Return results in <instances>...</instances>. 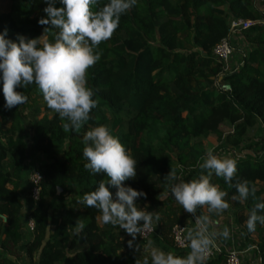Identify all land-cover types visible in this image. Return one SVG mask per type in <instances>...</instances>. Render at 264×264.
Returning <instances> with one entry per match:
<instances>
[{"label": "trees", "instance_id": "1", "mask_svg": "<svg viewBox=\"0 0 264 264\" xmlns=\"http://www.w3.org/2000/svg\"><path fill=\"white\" fill-rule=\"evenodd\" d=\"M44 6L40 0H0V30L7 28L13 40L16 34L37 38L39 46L54 42L58 30L49 34L37 23ZM237 20L256 24L235 33L246 44L245 55L233 72L222 74L225 66L213 49L225 38L230 42L229 25ZM97 50L100 59L86 75L96 108L79 132L63 131L64 121L35 84L17 89L28 100L11 110L0 94V264H17L11 259L21 256L28 264H143L145 257L151 264L146 241L137 237L138 250L129 249L123 230L104 225L97 209L81 203L107 179L83 167L81 139L97 125L108 126L136 160V176L125 183L147 194L138 206L160 215L156 232L167 253L181 257L189 249L174 248L170 233L193 216L171 197L164 176L175 169L185 182L197 178L208 136L216 139L215 155L239 152L234 182L247 181L255 195L234 201L235 188L213 176L210 182L228 192L229 208L211 219L231 216L244 247L264 264V225L246 228L252 207L264 202V0H137ZM28 141L43 163L36 170L39 199L26 195V215L20 193L29 187L23 178ZM203 209L198 216L208 214ZM206 264H226V253Z\"/></svg>", "mask_w": 264, "mask_h": 264}, {"label": "clouds", "instance_id": "2", "mask_svg": "<svg viewBox=\"0 0 264 264\" xmlns=\"http://www.w3.org/2000/svg\"><path fill=\"white\" fill-rule=\"evenodd\" d=\"M45 5L44 15L37 23L43 31L54 34V42L16 34L8 38V29L0 30V94L4 109L11 110L25 104L28 97L17 89L35 84L47 107L60 120L64 132H79L89 120V113L96 108L94 92L86 84L87 70L95 65L101 53L102 42L111 39L120 18L135 7L137 0H40ZM102 5V6H101ZM84 145L83 167L91 175L104 174L107 179L83 197L81 203L97 209L104 225L118 227L130 237L127 247L138 250L137 237H147L154 232L160 215L139 207V199H147L143 190H135L125 181L136 176V160L131 157L119 138L106 125H97L86 131L81 139ZM201 173L187 182L180 179L175 169L164 176L170 195L185 213L194 218V227L182 229L180 239L189 249L186 256H176L153 246L147 239L151 264H206V258L216 248L217 238L228 240L230 229L215 230L211 214L219 215L229 208L225 197L228 192L211 183L213 176L222 178L228 188H235L232 200L240 202L254 196L256 189L247 181L234 182L237 161L219 157L208 150ZM114 189V192L110 191ZM198 208H205L207 215H197ZM6 220V217L4 218ZM257 224L264 225V202L256 203L246 220L248 232ZM83 224L80 228L83 229ZM211 229V230H210ZM143 264H149L148 257Z\"/></svg>", "mask_w": 264, "mask_h": 264}, {"label": "built area", "instance_id": "3", "mask_svg": "<svg viewBox=\"0 0 264 264\" xmlns=\"http://www.w3.org/2000/svg\"><path fill=\"white\" fill-rule=\"evenodd\" d=\"M256 22L250 21H231L230 22V35L235 34L241 30H247L251 26L255 25ZM213 55L216 59L222 63L224 66L227 65L228 61L232 55V48L228 38L221 40L213 49ZM42 181L41 175L35 170L29 175L28 184H29V198L32 202H36L39 199L40 195V184ZM194 222V218L191 217ZM28 229H33V222L32 220H28L27 223ZM182 229H187L185 225H176L172 228L170 236L173 242L174 248L177 250H187L188 248L184 245L180 237L182 236ZM156 233V227L154 232L149 234L147 237H140L141 240L147 241ZM219 251L215 248L213 249L210 254L206 258V262L214 257L217 256ZM226 253V264H242L241 258L234 250H229Z\"/></svg>", "mask_w": 264, "mask_h": 264}, {"label": "rangeland", "instance_id": "4", "mask_svg": "<svg viewBox=\"0 0 264 264\" xmlns=\"http://www.w3.org/2000/svg\"><path fill=\"white\" fill-rule=\"evenodd\" d=\"M230 45L232 48V55L230 60L228 61L227 65L224 67V71L222 74H226L229 72H233L235 70V67L242 61L243 57H244V53L246 51V44L245 42L242 40L241 36L238 34H233L231 39H230ZM221 79V78H220ZM220 79L218 81H220ZM30 114L31 112L29 110L25 111V116L30 119ZM39 119L41 118V116L38 117ZM222 131L227 134L228 132H230V129L226 128V127H222L221 128ZM254 136V130H250L248 133V139L251 140ZM203 146L205 147L206 151L208 150H212L213 148L217 147V142L214 136H208L205 140L202 141ZM241 154H239V152L236 153H224L221 154L220 157H235V156H239ZM43 163V158L39 157V156H35L32 153L31 150V144L28 141V149H27V160L25 161V169H24V173H23V178L25 180V185L28 184V179H29V175L37 170V168ZM24 196H28L29 195V187H27V189L23 192ZM153 241V246L159 248L160 250L164 251L167 253V247L163 245V243L161 242V239L158 235V232H156L151 238ZM241 241V238H240ZM147 242V241H146ZM145 249V247H144ZM145 253L149 255L148 250L145 249ZM36 258V257H34ZM17 264H28V262L26 261V259H24V256H21L17 259H15L13 257V259Z\"/></svg>", "mask_w": 264, "mask_h": 264}, {"label": "crops", "instance_id": "5", "mask_svg": "<svg viewBox=\"0 0 264 264\" xmlns=\"http://www.w3.org/2000/svg\"><path fill=\"white\" fill-rule=\"evenodd\" d=\"M25 184V183H24ZM25 186V185H24ZM24 200L23 213L29 212L30 205L26 200V196L23 194V190L20 193ZM205 210V209H203ZM215 224L216 231H222L223 228L227 227L230 229V238L228 240H224L222 238H217V246L216 249L219 252H227L229 250H234L237 252L239 257L241 258L242 264H259V260L255 257L253 249H246L244 247V243L240 241V236L237 227L234 225L231 216H223L218 218L217 220H212ZM186 228L194 227V222L192 219L188 220L185 224ZM211 230V229H210ZM29 238V235H26ZM25 259V258H24Z\"/></svg>", "mask_w": 264, "mask_h": 264}, {"label": "water", "instance_id": "6", "mask_svg": "<svg viewBox=\"0 0 264 264\" xmlns=\"http://www.w3.org/2000/svg\"><path fill=\"white\" fill-rule=\"evenodd\" d=\"M58 193H59V191H58ZM167 197H168V196L163 197V198H161L160 200L163 201V200H165Z\"/></svg>", "mask_w": 264, "mask_h": 264}]
</instances>
